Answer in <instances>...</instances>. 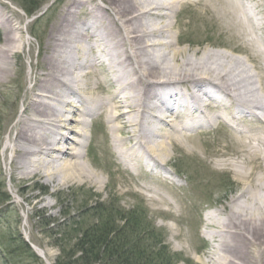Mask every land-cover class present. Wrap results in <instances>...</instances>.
I'll list each match as a JSON object with an SVG mask.
<instances>
[{
	"label": "bare ground",
	"instance_id": "obj_1",
	"mask_svg": "<svg viewBox=\"0 0 264 264\" xmlns=\"http://www.w3.org/2000/svg\"><path fill=\"white\" fill-rule=\"evenodd\" d=\"M193 4L208 14L197 19L237 45L197 48L182 38L176 18ZM262 11L259 0H66L23 100L12 163L23 178L48 184L105 185L83 158L88 125L99 115L109 124L100 149L106 143L135 173L161 175L169 147L196 144L200 128L223 122L238 138L215 155L242 181L207 217L220 233L211 262L264 264ZM23 46L18 16L0 1V81ZM245 117L255 124L241 127Z\"/></svg>",
	"mask_w": 264,
	"mask_h": 264
},
{
	"label": "rangeland",
	"instance_id": "obj_2",
	"mask_svg": "<svg viewBox=\"0 0 264 264\" xmlns=\"http://www.w3.org/2000/svg\"><path fill=\"white\" fill-rule=\"evenodd\" d=\"M0 1L18 16L24 37V48L11 58V72L0 81V133L3 134L0 187L3 186L11 196L8 206L0 205V235L11 229L19 230L53 263L60 250L53 245L54 239L49 237L51 232L44 229V221L35 215L45 213L56 225L65 226L63 233L73 236L96 224L97 217L93 211L86 213L85 210L88 205L99 201L114 204L123 212L133 210L137 214L142 213L149 229L155 228L162 234L163 244L173 255L171 263L213 264L211 256L220 233L216 220L212 218L209 221L207 217L229 202L242 181L221 162L223 156H217L215 152L233 147L238 138L236 131L223 122L200 128L196 144L169 147L170 159L164 168H160L161 175L151 171L135 173L118 159L116 150L107 148L106 143L101 149L97 146V140L104 136L108 138L109 124L103 116L96 115L87 128L90 144L84 146L83 158L105 185L73 181L57 186L38 177L23 178L12 163L11 141L17 134L18 119L25 115L23 100L32 85L33 71L42 63L46 35L57 10L63 8L66 0H35L41 5V11L33 18L26 12L25 0ZM259 1L264 8V0ZM193 6L183 8L176 18L182 38L197 48L206 46L225 50L228 48L226 41L236 44L220 28L197 19L199 14L206 17L208 14ZM238 51L236 56L245 57L244 50ZM248 65L253 69L252 62L249 61ZM215 108L212 105L210 112ZM253 124L252 117L241 121V127H252ZM74 222L78 223L77 228ZM162 263H167V260ZM0 264L7 263L0 258ZM29 264L38 263L33 261Z\"/></svg>",
	"mask_w": 264,
	"mask_h": 264
},
{
	"label": "trees",
	"instance_id": "obj_3",
	"mask_svg": "<svg viewBox=\"0 0 264 264\" xmlns=\"http://www.w3.org/2000/svg\"><path fill=\"white\" fill-rule=\"evenodd\" d=\"M23 4L31 16L41 7L35 0H25ZM2 135L0 133V148ZM10 200V194L1 186L0 205L8 206ZM85 211H93L97 222L73 236L63 233L65 226L62 229V224L56 225L45 213L35 215L44 221V229L51 232L49 237L54 239L53 245L60 250L53 264H164V260H167L165 264H173L162 234L155 228L149 229L142 213L137 214L133 210L123 212L114 204L99 201L88 205ZM73 225L75 227L78 223ZM0 258L7 264H29L33 261L46 264L17 229L0 235Z\"/></svg>",
	"mask_w": 264,
	"mask_h": 264
},
{
	"label": "water",
	"instance_id": "obj_4",
	"mask_svg": "<svg viewBox=\"0 0 264 264\" xmlns=\"http://www.w3.org/2000/svg\"><path fill=\"white\" fill-rule=\"evenodd\" d=\"M34 248H36L34 245H33ZM42 255V254H41Z\"/></svg>",
	"mask_w": 264,
	"mask_h": 264
}]
</instances>
